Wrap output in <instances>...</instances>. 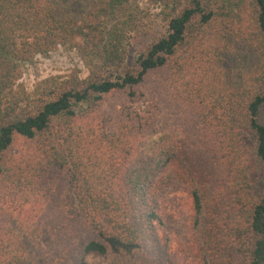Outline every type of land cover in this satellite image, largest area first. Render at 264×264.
<instances>
[{
	"label": "trees",
	"instance_id": "trees-1",
	"mask_svg": "<svg viewBox=\"0 0 264 264\" xmlns=\"http://www.w3.org/2000/svg\"><path fill=\"white\" fill-rule=\"evenodd\" d=\"M248 1L252 28L235 59L226 112L214 132V122L206 124L214 147L202 131L185 174L159 154L135 158L130 168L134 143L160 117L157 102L134 87L165 67L189 35L212 44L245 0H0V181L28 204L0 226V264H88L91 253L148 264L162 250L159 194L184 183L192 225L210 237L212 256L202 264H264V0ZM143 5L159 9L166 31L130 70L125 59ZM58 45L79 49L87 78L44 98L18 90L20 64ZM201 66L206 74L208 65ZM116 91L125 93L118 106L95 113L97 123L76 125ZM16 136L29 141L25 154L9 152ZM49 167L68 184L56 198L43 183ZM213 193L217 226L208 227Z\"/></svg>",
	"mask_w": 264,
	"mask_h": 264
},
{
	"label": "rangeland",
	"instance_id": "rangeland-1",
	"mask_svg": "<svg viewBox=\"0 0 264 264\" xmlns=\"http://www.w3.org/2000/svg\"><path fill=\"white\" fill-rule=\"evenodd\" d=\"M248 6L249 1L245 0L242 11L234 10L242 18L236 16L235 21L227 25L210 45H200L195 34L189 35L165 67L150 72L142 85L134 87V90L146 92L157 102L160 117L156 130L144 133L134 143L130 168L134 169L135 158L151 159L159 154L168 169H180V172L188 174L198 155L195 146L199 143L202 131L206 132L208 141L212 143L210 146L214 145L215 139L206 124L214 122L210 128L214 132L218 116L226 112L224 100L232 90L235 59H240V53L244 49L243 38L252 28L248 24ZM143 7L146 16L138 20L125 59L130 70L136 68L137 55L166 31L159 9L146 5ZM215 45L218 47L215 48ZM204 63L208 65L206 74H203L201 66ZM87 64V60L82 59L75 46L58 45L47 54H38L20 64L16 72V88L24 90L32 98H44L47 91L57 93L75 78H87ZM124 95V91L109 94L93 114L83 115L76 125L82 127L91 121L97 123L91 117L95 113L99 115L111 111L118 106ZM29 145V141L16 136L9 152L13 155L25 154L30 149ZM43 183L51 198L58 197L68 188L63 175L53 167L44 172ZM186 185L177 184L159 194L163 231L161 230V241L158 244L162 250L151 253L148 264H202V261H210L212 250L205 239L209 237L208 231L201 233L192 225V197ZM210 196L212 200L207 209L211 222L208 227L212 222L216 225V209L212 207V203L217 197L214 193ZM27 206L11 186L0 181V226L10 224L13 217L23 216V209ZM86 260L88 264H114L111 259L94 253L88 254Z\"/></svg>",
	"mask_w": 264,
	"mask_h": 264
}]
</instances>
